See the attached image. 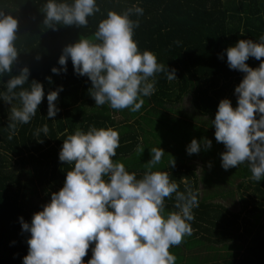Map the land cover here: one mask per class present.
<instances>
[{
  "label": "trees",
  "instance_id": "trees-1",
  "mask_svg": "<svg viewBox=\"0 0 264 264\" xmlns=\"http://www.w3.org/2000/svg\"><path fill=\"white\" fill-rule=\"evenodd\" d=\"M43 3L44 0H0V7L20 22L16 41L20 55L12 73L0 78V90H6L7 81L25 66L31 71L29 84L36 80L45 90L36 115L28 124L18 125L12 139L8 138L7 128L11 105L0 101V264H23L31 233L22 230L20 218L31 223L33 215L50 202L52 193L63 187L72 165L61 162L59 152L64 139L77 129L86 132L90 126H96L117 130L120 146L113 160L123 162L138 178L151 159L150 148L160 146L165 155L153 170L168 172L181 191L187 185L198 192V176L188 165L189 160L200 155L203 162L209 159L221 165L219 146L224 144L212 143L214 147L207 150L202 147L199 153L189 155L186 147L191 140L209 137L215 127L192 124L179 112H168L165 106L191 96L200 116L215 118L218 105L225 98L235 108L237 102L233 103L232 96L245 73L229 68L226 49L241 39L258 41L264 35V0H98L101 12L89 17L87 27L57 26V30L43 25L44 14L40 11ZM137 3L144 8L134 36L140 51H152L159 63L170 71L176 70L177 79L169 81L165 73L156 74V91L143 97L145 102L138 112L113 110L107 104L96 106L89 94L91 81L75 73L70 58L66 73L54 74L51 69L62 67L58 60L65 46L80 37L94 36L108 10L119 12ZM260 62L251 57L246 61L253 68ZM60 86L63 91L55 102L60 111L49 118L47 94ZM146 111L151 118L146 128L129 123ZM44 124L48 125V136L34 135ZM138 145L144 148L142 154L136 151ZM173 159L174 167L169 166ZM238 166L237 175L254 183L258 201L244 198L245 214L240 216L214 203L220 194L199 195V206L193 209L192 235L170 248L177 258L176 264H184L201 248L213 250L217 258L212 261L208 257L196 264H264V180H252L246 163ZM174 204V197L166 198L165 213L176 210ZM244 224L263 228V234L252 236V229H242ZM92 247L94 244L84 257L85 264L92 256Z\"/></svg>",
  "mask_w": 264,
  "mask_h": 264
},
{
  "label": "clouds",
  "instance_id": "clouds-1",
  "mask_svg": "<svg viewBox=\"0 0 264 264\" xmlns=\"http://www.w3.org/2000/svg\"><path fill=\"white\" fill-rule=\"evenodd\" d=\"M5 10L0 7V78L12 73L20 55L16 45L20 22ZM40 11L43 25L57 30V26L87 27L89 17L101 8L98 0H44ZM143 15L139 3L119 12L108 10L93 37H80L64 47L58 60L62 67L54 66L52 73H66L70 58L75 73L91 81L89 94L96 106L107 104L113 110L138 112L143 97L156 91V74L165 73L169 81L177 79L176 70L159 63L152 51H140L134 36ZM226 55L229 68L245 75L235 88L237 106L234 108L230 99L221 100L211 121L216 141L226 148L221 166L228 170L246 163L251 179L259 182L264 180V35L258 41L239 40L226 49ZM250 57L261 61L257 68L246 63ZM30 75L25 66L7 81L6 90H0V101L11 105L9 139L18 125L32 120L45 97L41 82L29 84ZM26 84L29 87H24ZM61 91L63 86L47 94L49 118L60 111L55 102ZM41 133L48 136L47 124L34 135ZM119 146V132L111 127L90 126L86 132L77 129L64 139L59 160L72 168L63 187L52 193L50 202L33 215L31 223L20 218L22 230L31 233L23 264H85L84 257L93 244L86 264H176L170 248L192 235L199 193L187 185L181 191L168 172L153 170L165 155L160 146L150 148L151 159L140 178L123 162L113 160ZM211 146L210 139L193 138L186 151L192 155ZM136 151L142 154L144 148L138 145ZM169 166H175L174 159ZM173 197L176 210L165 213V200Z\"/></svg>",
  "mask_w": 264,
  "mask_h": 264
},
{
  "label": "rangeland",
  "instance_id": "rangeland-1",
  "mask_svg": "<svg viewBox=\"0 0 264 264\" xmlns=\"http://www.w3.org/2000/svg\"><path fill=\"white\" fill-rule=\"evenodd\" d=\"M237 100L238 96L237 94H235L233 103L237 102ZM165 107L167 108L168 112H179L182 118H185L192 124H201L209 129H212L213 125L211 121L215 118L200 116L194 108L191 96H186L179 103L167 104ZM149 109L150 107L146 108L147 111ZM147 111L145 114L143 113L141 118H138L136 120L130 119L129 123H132V125L135 126L140 125L143 128H146L148 122L151 120V118L147 114ZM116 118H118L117 120H122L121 116H116ZM135 121L137 122V124L135 123ZM212 132L213 133H211V135L207 137V139H210L212 140V143L217 144L214 135L215 130H212ZM211 147L214 146L212 145ZM219 151L221 153L225 152V146L220 145ZM188 165H191L195 169L196 174L198 176L199 195L207 197L213 194H220L219 198L216 199L214 203H220L221 205L226 207L230 212L240 213V216L245 214V210H243L244 198L249 199L251 202L258 201V192L254 187V183L246 178H242L240 175H237V168H239V166L233 167L232 173H229V171L225 170L221 165L216 163V161L208 159V161L203 162L200 155L192 157L189 160ZM209 165H211V167H209ZM184 182H186V180H184ZM258 227L259 226H255L253 228V226L249 224H244L242 226V229H252V236H256L258 232L263 234V228L259 227L258 229ZM208 257H211L210 259L212 261H215V258H217L216 253L213 250L208 251L206 248H201L196 251L192 258H188L184 264H196L197 261L198 263H200V260L206 259Z\"/></svg>",
  "mask_w": 264,
  "mask_h": 264
},
{
  "label": "crops",
  "instance_id": "crops-1",
  "mask_svg": "<svg viewBox=\"0 0 264 264\" xmlns=\"http://www.w3.org/2000/svg\"><path fill=\"white\" fill-rule=\"evenodd\" d=\"M234 96H235V92L233 93L232 99H234Z\"/></svg>",
  "mask_w": 264,
  "mask_h": 264
}]
</instances>
